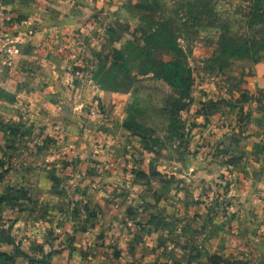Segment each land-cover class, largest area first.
<instances>
[{"label":"rangeland","instance_id":"374dc122","mask_svg":"<svg viewBox=\"0 0 264 264\" xmlns=\"http://www.w3.org/2000/svg\"><path fill=\"white\" fill-rule=\"evenodd\" d=\"M30 3L0 0V55L49 43L74 92H105L87 114L120 118L130 148L118 168L89 170L101 137L70 156L59 127L32 139L34 109L0 106V264H26L19 251L52 264H264V0L9 7ZM14 21L33 28H3Z\"/></svg>","mask_w":264,"mask_h":264},{"label":"crops","instance_id":"0c3cea01","mask_svg":"<svg viewBox=\"0 0 264 264\" xmlns=\"http://www.w3.org/2000/svg\"><path fill=\"white\" fill-rule=\"evenodd\" d=\"M32 1L33 3L29 4L30 7L18 5L9 7L14 10L26 8L31 12L45 10L46 6L43 7L40 0ZM67 4L69 5L68 2ZM52 6L54 5L52 4ZM2 26L4 29H12L13 32L33 28L30 27L29 22L16 21L10 24L5 23ZM32 26L39 25L32 23ZM44 44L31 45L30 50H22L23 45H21V51H14L11 57L0 55V106L21 108L23 112L26 108L34 109L33 112L26 111L28 112L26 122L30 120L29 124L35 126L36 133L32 134V139L41 142L42 138H46V135L51 131L53 134L59 127V133L65 136L60 139V143L63 141L65 147L62 150L59 149V152L66 150V154L70 156L83 158L86 156L87 147L96 144L94 136L101 137L102 143L97 144L101 148L100 153L98 152L92 159L84 158L88 163L91 162L89 164L85 162L86 168L102 171L106 164L118 168L121 161L117 154L122 157L124 150L130 148V141L128 138L126 139L128 135L122 128V120L105 115L97 118L88 115L89 110L85 106L89 102L88 97L94 93L95 97L99 98L105 92L93 85L82 87L74 92L71 85L66 83L68 73L63 67L64 57L51 50L49 43ZM261 63L264 64V62ZM257 80L259 81L258 85L263 82L259 78ZM67 108L68 113L64 111ZM23 115L25 116L26 113ZM86 144H88L87 147ZM132 150H135L134 147ZM262 166H264L262 161L257 163L258 168H262ZM51 167L50 164L48 168ZM247 169L249 167L242 162V170ZM255 183L264 186V176H259Z\"/></svg>","mask_w":264,"mask_h":264},{"label":"trees","instance_id":"16d2710c","mask_svg":"<svg viewBox=\"0 0 264 264\" xmlns=\"http://www.w3.org/2000/svg\"><path fill=\"white\" fill-rule=\"evenodd\" d=\"M244 54H246V51H244V52L242 53V55H244ZM177 63H178V62H177ZM181 65H182V63L179 62V67H180ZM165 70H167L166 72H167L168 74H172V76H171L170 78H168V79H174V78H177L178 81L175 82V85H176V86H179V82H180L181 84L184 85L183 88L177 90L178 92H181V91L185 92L186 90L189 89L190 84L187 82L186 77L182 74V73H183L182 68H181V73L179 74V76H178V74H177V75H175V74L173 75V68H172V66H167ZM176 76H177V77H176ZM19 253H20L21 255H24V256L26 257V259H27V263H26V264H52V263L47 259V257H44V258H36V257H33V256H31V255H28V254L24 253L23 251H19ZM8 257H9V256H8L6 253H1V252H0V258H5V259H6V258H8Z\"/></svg>","mask_w":264,"mask_h":264}]
</instances>
